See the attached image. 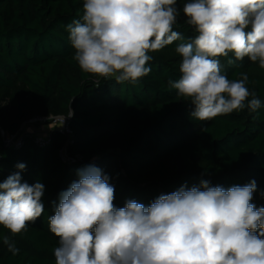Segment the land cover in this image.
I'll use <instances>...</instances> for the list:
<instances>
[{
	"label": "trees",
	"instance_id": "obj_1",
	"mask_svg": "<svg viewBox=\"0 0 264 264\" xmlns=\"http://www.w3.org/2000/svg\"><path fill=\"white\" fill-rule=\"evenodd\" d=\"M186 2L177 0L173 28L185 41L196 35L185 23ZM82 14L83 0H0V127L14 133L33 116L73 113L72 133L54 128L45 146L27 134L15 149L0 134V182L23 163L22 182L44 185V212L26 232L12 236L0 226V235L19 249L13 255L0 241V264H55L58 238L48 218L77 171L90 164L110 177L117 207L127 200L148 206L161 194L204 180L225 189L255 180L251 202L264 207V69L248 58L232 64L231 54L219 58L229 79L247 73L246 86L261 107L197 121L193 106L168 83L181 75L180 41L148 53L152 70L137 83L105 80L84 73L73 59L66 26Z\"/></svg>",
	"mask_w": 264,
	"mask_h": 264
},
{
	"label": "clouds",
	"instance_id": "obj_2",
	"mask_svg": "<svg viewBox=\"0 0 264 264\" xmlns=\"http://www.w3.org/2000/svg\"><path fill=\"white\" fill-rule=\"evenodd\" d=\"M182 11L196 34L187 41L173 30L177 0H83L82 16L66 26L73 59L84 73L135 84L152 70L148 53L180 41L181 75L168 83L193 106L194 120L258 110L247 73L229 79L219 58L231 54L229 64L248 58L264 69V0H188ZM20 171L0 182V226L12 236L44 212V185L22 182ZM77 175L48 218L58 238L55 264H264V207L251 202L255 180L227 189L204 180L148 206L127 200L117 207L100 168L90 164ZM0 241L18 254L10 236Z\"/></svg>",
	"mask_w": 264,
	"mask_h": 264
},
{
	"label": "built area",
	"instance_id": "obj_3",
	"mask_svg": "<svg viewBox=\"0 0 264 264\" xmlns=\"http://www.w3.org/2000/svg\"><path fill=\"white\" fill-rule=\"evenodd\" d=\"M69 115H36L25 121L17 132L10 133L0 127V134L6 146L15 149L21 148L24 144V137L31 135L40 146H45L50 142L51 130L56 128L61 133L71 134V120ZM66 159V151H63Z\"/></svg>",
	"mask_w": 264,
	"mask_h": 264
}]
</instances>
